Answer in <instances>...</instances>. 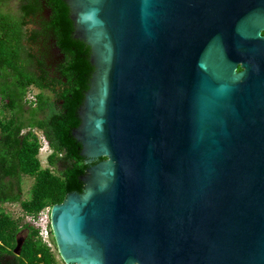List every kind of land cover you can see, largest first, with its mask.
<instances>
[{"label":"water","instance_id":"1","mask_svg":"<svg viewBox=\"0 0 264 264\" xmlns=\"http://www.w3.org/2000/svg\"><path fill=\"white\" fill-rule=\"evenodd\" d=\"M64 2L93 68L71 135L104 160L51 208L61 261L264 264V0Z\"/></svg>","mask_w":264,"mask_h":264},{"label":"trees","instance_id":"2","mask_svg":"<svg viewBox=\"0 0 264 264\" xmlns=\"http://www.w3.org/2000/svg\"><path fill=\"white\" fill-rule=\"evenodd\" d=\"M11 1L0 0V264H60L39 230L23 222L27 216H37L47 207L63 203L69 194H81L79 178L95 165H84L79 145L71 135L79 125L77 110L93 71L90 51L73 38L64 0H20L18 16L3 14ZM46 11L50 19L41 33L54 39L64 55L58 67L62 79L53 80L48 76L50 71L37 69V53L41 52L31 46L37 33L29 37L26 29L31 15ZM32 86L50 90L56 99L44 93L28 99ZM37 129L43 131L52 149L47 169L40 161L42 144ZM25 178L34 184L30 199L24 201ZM8 203L19 204L23 217L16 219L7 213L4 205ZM19 239L24 243L17 257L13 249Z\"/></svg>","mask_w":264,"mask_h":264},{"label":"flooded vegetation","instance_id":"3","mask_svg":"<svg viewBox=\"0 0 264 264\" xmlns=\"http://www.w3.org/2000/svg\"><path fill=\"white\" fill-rule=\"evenodd\" d=\"M29 19H30V23H28V26L26 27V29L29 32V37H32V36H34L35 33H37L36 39L33 43H31V46L37 52H41V53H37V55H38L37 69L38 70L42 69L44 71H50L48 76H51V78L53 80H55L56 78L62 79V75L58 74V67L60 66V63L64 60V55H62L61 50L59 48H57L54 39H47L45 37H42V33H41L43 31L42 26L49 22L50 12L46 11L43 15H38V16L31 15V17ZM39 33H41V35ZM263 36H264V30H263ZM46 40H48V41H46ZM52 51H53V53H56L57 55L54 56V54H52ZM45 52L47 53L46 55H44ZM240 70L241 69H239L238 71H240ZM64 81L67 82L66 79H64ZM89 81H90V79H89ZM88 84H89V82H88ZM32 89L37 91L36 95H40L41 93H44L46 96H50V97H53L54 99H56V94H54L50 90H41V89H38V88L33 87V86H32ZM60 104L63 105V101H61ZM77 119H78V110H77ZM26 132H27V130L22 133V136L24 134H26ZM35 132L37 135L39 133H41V135L45 138L42 130L37 129V130H35ZM46 141H47V139H46ZM76 144L79 145V149H81L80 144L77 142H76ZM48 146H49V143H48ZM49 151L51 154L52 149L50 148V146H49ZM83 160H84V163L87 161V160H85V158H83ZM47 162H48V157H47ZM100 162H102V161L97 160V161L92 162L90 165H92V164L97 165ZM47 165L49 168L48 163H47ZM82 190H83V185H82ZM52 236H53V234H52ZM53 240H54V237H53ZM54 243H55V240H54ZM58 255H59V253H58ZM59 258H60V256H59Z\"/></svg>","mask_w":264,"mask_h":264},{"label":"rangeland","instance_id":"4","mask_svg":"<svg viewBox=\"0 0 264 264\" xmlns=\"http://www.w3.org/2000/svg\"><path fill=\"white\" fill-rule=\"evenodd\" d=\"M19 6H20V0L11 1L6 7H4V9L2 10V13L8 14L11 16H18ZM52 54H54V56L57 55L56 53H53V51H52ZM31 92H32L31 94L27 95L28 99H30V100H32V96L34 97L36 95L37 91L32 89ZM38 137L42 140V152H40V156H39L40 161H41L43 169H47L48 168L47 157L50 154L49 146L47 144L48 142H44V140H43L44 137L41 135V133L38 134ZM33 184H34V180H32V179L25 178L23 180V200L24 201L30 199ZM4 209L13 218L18 219V218L23 217V212H22V209H21L19 204L8 203V204L4 205ZM26 222H27V219H25L23 223H26ZM50 244H51L50 247L52 248L53 252L55 253V256H56L58 262L60 264H64L61 261V259L59 258L58 250H57L56 244L54 243L53 236H51V238H50Z\"/></svg>","mask_w":264,"mask_h":264},{"label":"built area","instance_id":"5","mask_svg":"<svg viewBox=\"0 0 264 264\" xmlns=\"http://www.w3.org/2000/svg\"><path fill=\"white\" fill-rule=\"evenodd\" d=\"M43 140L44 142H47L45 138H43ZM41 144H42V140H41ZM40 152H42V148ZM51 208L52 207H47L37 216L32 215L26 217L27 222L35 229L39 230L40 237L42 238L43 242L46 243L48 246L51 245L50 238L52 236L51 221H50Z\"/></svg>","mask_w":264,"mask_h":264}]
</instances>
